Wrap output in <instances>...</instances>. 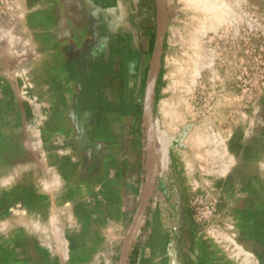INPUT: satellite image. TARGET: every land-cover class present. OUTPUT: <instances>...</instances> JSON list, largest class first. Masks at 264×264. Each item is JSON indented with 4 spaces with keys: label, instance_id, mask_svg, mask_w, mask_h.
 <instances>
[{
    "label": "crops",
    "instance_id": "0c3cea01",
    "mask_svg": "<svg viewBox=\"0 0 264 264\" xmlns=\"http://www.w3.org/2000/svg\"><path fill=\"white\" fill-rule=\"evenodd\" d=\"M25 1L17 50L0 59V264H119L152 172L139 141L126 147L132 120L140 116L126 110V84L136 85L140 104L160 0ZM242 1L264 6V0ZM80 74L91 80L102 108L80 110ZM224 96L220 101L232 98L240 119L230 138L224 104L210 112L214 122L202 153L189 142L171 155L183 193L218 180L229 186L230 215H222L217 236L184 234V204L167 200L169 174L160 164L127 264L251 260L238 247L247 240L237 237L245 214L250 227L264 233V75L252 88ZM220 229H231L233 238ZM259 232H253L257 240Z\"/></svg>",
    "mask_w": 264,
    "mask_h": 264
},
{
    "label": "rangeland",
    "instance_id": "374dc122",
    "mask_svg": "<svg viewBox=\"0 0 264 264\" xmlns=\"http://www.w3.org/2000/svg\"><path fill=\"white\" fill-rule=\"evenodd\" d=\"M166 1L167 31L164 58L162 57L165 79L159 100L156 102L155 93L153 100L155 111L153 134L157 145L158 177L160 164H163L169 174L166 189L171 197L167 200H175V204L176 200L181 202L180 204L183 202L185 211L183 213H187L183 214L184 217H179L184 226L182 229L184 234L195 233L200 237L210 233L209 236H217L219 233L216 230L223 223L222 215L227 210L229 213L226 215L231 213L226 200L230 194L229 186L218 180L212 181L213 186L209 188L183 193L179 182L175 181L177 169L175 161L172 160V152L185 150L190 142L195 143L196 150L202 153V142L210 136L209 125L214 119L210 118V112L217 111L220 106L224 108V104L228 109L226 124L228 139L240 123L234 111L235 102L230 100L232 98L228 97L226 102L220 99L226 98L225 93H240L252 88L255 81L264 75V6L249 5L242 0L235 4L207 0V7L197 10L190 5L189 0H180V4L173 0ZM25 18L26 16L21 21ZM102 44L104 42L100 39L98 47ZM146 80L147 78L143 76L140 85L142 107ZM20 92H23L21 88ZM38 122L39 118L35 117V123ZM136 141H139V148L150 151L143 108L140 116L132 120L130 138L126 137V147ZM197 195L210 196L216 203L215 221L205 228L197 225L193 218L191 204ZM250 217L251 214H245L244 220H241L243 226L241 236H238L239 233L236 234L237 238L247 240L246 244L238 246L242 253L252 256L251 260H244L243 264H264V233L261 229L250 227L252 224ZM227 223L229 226L234 224L231 221ZM254 231H260V239L255 238ZM220 232L228 238L234 236L231 229L225 233L220 229ZM221 248L223 249V246Z\"/></svg>",
    "mask_w": 264,
    "mask_h": 264
},
{
    "label": "water",
    "instance_id": "95a60500",
    "mask_svg": "<svg viewBox=\"0 0 264 264\" xmlns=\"http://www.w3.org/2000/svg\"><path fill=\"white\" fill-rule=\"evenodd\" d=\"M160 6L162 8L160 7L157 33L155 38L152 59L150 62L149 71L146 80L144 103H143V111L146 120L147 140L150 148L149 151L150 159L152 162V172L148 180L144 194L140 199L138 208L135 212L132 222L129 225L126 239L121 249L119 264H127L128 262L130 250L132 248L134 239L136 237L137 231L144 217L148 204L151 200L152 194L155 189L156 180L158 177L159 168L157 162V145H156V138L153 134L155 130V111H154L153 100H154L156 75L159 70L163 57V50H164L166 31H167V1L160 0Z\"/></svg>",
    "mask_w": 264,
    "mask_h": 264
},
{
    "label": "built area",
    "instance_id": "2783aa9c",
    "mask_svg": "<svg viewBox=\"0 0 264 264\" xmlns=\"http://www.w3.org/2000/svg\"><path fill=\"white\" fill-rule=\"evenodd\" d=\"M27 12L25 0H0V59L5 54L17 50L16 28ZM191 208L197 225L205 228L214 223L217 208L215 201L210 196H195Z\"/></svg>",
    "mask_w": 264,
    "mask_h": 264
},
{
    "label": "trees",
    "instance_id": "16d2710c",
    "mask_svg": "<svg viewBox=\"0 0 264 264\" xmlns=\"http://www.w3.org/2000/svg\"><path fill=\"white\" fill-rule=\"evenodd\" d=\"M133 56V54H132ZM74 73H76V70L72 69ZM77 74V73H76ZM162 76H163V69L160 71V77L158 79L157 88L155 90V100L156 102L159 100L161 95V89L163 88V82H162ZM79 81L82 85L83 93L80 98V110L86 111V110H95L102 108L103 102L98 99V97L94 94V85L92 84L91 80L84 75L80 74ZM136 92L137 87L136 85H127L126 84V110L134 113L141 114L142 112V105L136 103Z\"/></svg>",
    "mask_w": 264,
    "mask_h": 264
},
{
    "label": "bare ground",
    "instance_id": "6f19581e",
    "mask_svg": "<svg viewBox=\"0 0 264 264\" xmlns=\"http://www.w3.org/2000/svg\"><path fill=\"white\" fill-rule=\"evenodd\" d=\"M207 2V3H206ZM189 3H191L190 5L194 6V8H201L204 9L205 7H207L208 1L206 0H189ZM210 4V3H209ZM214 6V5H213ZM162 8V7H161ZM232 9V8H231ZM198 10V9H197ZM205 11V10H204ZM206 12V11H205ZM231 15V14H230ZM225 19V18H224ZM212 22V21H211ZM205 25V24H204ZM228 29V28H227ZM226 30V29H225ZM203 60V59H202ZM173 74V73H172ZM170 114V113H169ZM168 114V115H169Z\"/></svg>",
    "mask_w": 264,
    "mask_h": 264
}]
</instances>
